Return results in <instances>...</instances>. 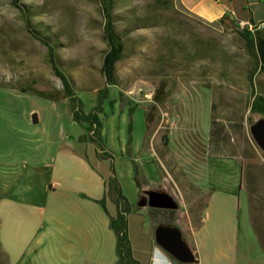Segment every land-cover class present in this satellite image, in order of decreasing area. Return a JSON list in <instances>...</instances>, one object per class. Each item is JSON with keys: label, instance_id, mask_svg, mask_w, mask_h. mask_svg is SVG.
I'll return each instance as SVG.
<instances>
[{"label": "rangeland", "instance_id": "obj_1", "mask_svg": "<svg viewBox=\"0 0 264 264\" xmlns=\"http://www.w3.org/2000/svg\"><path fill=\"white\" fill-rule=\"evenodd\" d=\"M164 1L116 0L117 29L127 49L116 65L118 84L99 113L102 146L112 156L108 159L96 154L100 150L88 139V124L73 119L68 99L4 91L30 82L41 90L61 91L63 85L48 63L47 48L28 33L12 0H0V136H14L22 128L17 120L22 122L34 105L45 114L34 132L64 133L68 151L81 152L103 173L112 174L115 168L134 208H142L139 202L146 191L172 195L177 211L160 213L158 220L172 222L178 216L180 229L190 220L199 221L207 197L201 185L239 196L240 238L250 242L251 259L258 253L253 263L264 264V151L250 133L261 116L250 111L248 74L254 63L239 35L241 28L231 18L220 27L209 26L181 12L174 0ZM22 4L32 10L35 28L57 43L59 63L88 114L105 86L101 68L107 47L99 2ZM255 83L264 95V72L255 76ZM159 84L166 87V100L154 106ZM121 96L130 105L122 107ZM17 149L11 142L9 150ZM146 218L153 225V218ZM0 264H5L1 255Z\"/></svg>", "mask_w": 264, "mask_h": 264}, {"label": "crops", "instance_id": "obj_2", "mask_svg": "<svg viewBox=\"0 0 264 264\" xmlns=\"http://www.w3.org/2000/svg\"><path fill=\"white\" fill-rule=\"evenodd\" d=\"M174 1L209 22L225 15L236 25L264 22V0ZM44 116L31 105L23 121L17 120L22 128L17 127L12 137L0 136V255L5 264H117V237L98 202L105 198L112 174L97 170L81 152L68 151L64 133L34 132ZM11 142L17 150H9ZM201 189L207 197L199 221L190 220L179 228L195 254L193 264L257 262V252L251 259L247 237L240 238L239 196L223 194L218 186L201 185ZM111 205L106 197V209L115 216ZM150 209H136L128 218L133 259L138 264H173L156 243L155 229L160 213L177 210ZM146 214L153 218V225L151 218L146 221ZM247 217L255 233L249 213ZM174 218L178 227L179 217Z\"/></svg>", "mask_w": 264, "mask_h": 264}, {"label": "trees", "instance_id": "obj_3", "mask_svg": "<svg viewBox=\"0 0 264 264\" xmlns=\"http://www.w3.org/2000/svg\"><path fill=\"white\" fill-rule=\"evenodd\" d=\"M97 1L100 4L101 14L103 18L102 38L106 44L107 50L103 57L101 68L102 74L105 78V86L98 91L97 102L92 110L88 114H85L83 112V103L81 101H78V99L76 98L73 83L66 71L62 69L59 63L57 43L54 40H51V38H49L48 36L42 34L37 28H35L32 10L26 8L22 4V0H12L11 4L19 10L24 21L25 28L31 35V37L39 41L47 48L48 63L51 66L53 73L61 80L63 89L61 91L41 90L37 88L33 82L24 83L12 88L17 89L23 93H31L38 97L51 100H58V98L60 97L68 99L73 119L75 121L86 122L88 124V139L91 142L95 143L100 150V152L96 154L111 159L112 156L108 152H106L104 150V147L102 146L103 137L100 131L102 125L99 118V113L103 110L104 101L110 97V89L118 84L116 76V65L123 58L127 49V44L123 35L117 29V18L114 13L116 8V0ZM162 2L165 1L162 0ZM176 5L181 12L189 14L193 18L212 27H220L221 23L229 19V16L225 15L217 21L209 22L186 10L178 1H176ZM253 25L255 28V30L253 31L249 29V24H244L242 28L240 27V25L237 26L241 28L239 30V35L245 42L246 52L254 63L253 69L248 74V81L251 86L250 111L252 114H257L261 117H264V95L258 92V87L255 83V76L259 72H264V28H258L257 24ZM166 93L167 90L164 84H159L157 92L153 96L154 106L162 105L165 102ZM121 99L122 107L130 105L127 100H124L123 96H121ZM111 170L112 175L107 181L105 198L99 200L98 202L109 215L111 229L115 232L117 237V253L119 257L117 264H138V262L133 259L132 246L127 231L128 218L136 210V208H134L130 204L127 197L124 195L121 184L117 179L115 168L111 167ZM134 172L136 175L138 187L141 191V184L137 179L138 171L136 165L134 166ZM106 197L115 206V216L110 215V213L106 209ZM154 210L155 209H150V211ZM175 221L176 218H174L172 222L160 221L157 222L156 227H158L159 225L176 226ZM169 257L173 264H182L175 260L172 256L169 255Z\"/></svg>", "mask_w": 264, "mask_h": 264}, {"label": "water", "instance_id": "obj_4", "mask_svg": "<svg viewBox=\"0 0 264 264\" xmlns=\"http://www.w3.org/2000/svg\"><path fill=\"white\" fill-rule=\"evenodd\" d=\"M250 133L259 148L264 151V117L250 126ZM147 197L139 202V207L153 209L177 210L176 199L167 192L146 191ZM155 241L169 255L182 264H193L196 257L182 231L176 226L159 225L155 229Z\"/></svg>", "mask_w": 264, "mask_h": 264}, {"label": "built area", "instance_id": "obj_5", "mask_svg": "<svg viewBox=\"0 0 264 264\" xmlns=\"http://www.w3.org/2000/svg\"><path fill=\"white\" fill-rule=\"evenodd\" d=\"M239 25H240L241 28L244 26L243 23H240ZM257 26H258V28H264V22H263V23H259V24H257ZM249 29H250L251 31L255 30L254 25L250 24V25H249Z\"/></svg>", "mask_w": 264, "mask_h": 264}, {"label": "flooded vegetation", "instance_id": "obj_6", "mask_svg": "<svg viewBox=\"0 0 264 264\" xmlns=\"http://www.w3.org/2000/svg\"><path fill=\"white\" fill-rule=\"evenodd\" d=\"M145 197H147V195ZM142 198H144V197L142 196L140 199H142Z\"/></svg>", "mask_w": 264, "mask_h": 264}]
</instances>
